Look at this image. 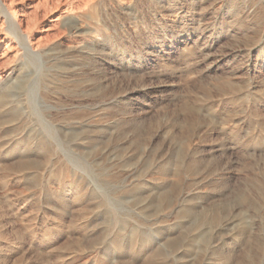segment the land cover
<instances>
[{
	"label": "rangeland",
	"instance_id": "374dc122",
	"mask_svg": "<svg viewBox=\"0 0 264 264\" xmlns=\"http://www.w3.org/2000/svg\"><path fill=\"white\" fill-rule=\"evenodd\" d=\"M170 1L6 0L0 264H264V0Z\"/></svg>",
	"mask_w": 264,
	"mask_h": 264
},
{
	"label": "bare ground",
	"instance_id": "6f19581e",
	"mask_svg": "<svg viewBox=\"0 0 264 264\" xmlns=\"http://www.w3.org/2000/svg\"><path fill=\"white\" fill-rule=\"evenodd\" d=\"M101 1L103 0H86L85 2V6H87L86 9H88V11H91L94 9V7L96 5H98L99 3H101ZM106 1V0H105ZM112 1V2H116L118 4H126V5H129L131 3H134L135 0H109V2ZM165 1V0H164ZM170 1V0H169ZM11 2V1H9ZM139 2V1H138ZM171 2V1H170ZM136 3V2H135ZM134 3V4H135ZM199 3V2H198ZM6 0H0V13L1 15L3 16V19L6 24H7V31L13 36V38H15L19 44L21 45V48L25 51L28 50V48L26 46H24V43H25V38L23 36V32L21 31V22L17 19L16 16H12V12H10L8 10V5H6ZM190 4V3H189ZM116 5V4H115ZM125 6V5H124ZM132 7V6H131ZM129 7L127 6V9ZM88 11L87 14H88ZM15 12V11H14ZM84 12V11H83ZM95 12V11H94ZM67 15V14H66ZM74 16V15H73ZM77 18V17H76ZM76 29V28H75ZM2 105H6L5 104V101L3 100L2 102ZM17 109L14 107V109H11V116L14 117L16 116L17 114ZM79 188V187H78ZM33 231V230H32Z\"/></svg>",
	"mask_w": 264,
	"mask_h": 264
}]
</instances>
